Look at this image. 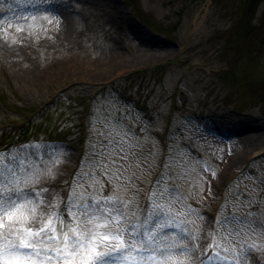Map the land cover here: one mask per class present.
<instances>
[{"label": "rangeland", "instance_id": "rangeland-1", "mask_svg": "<svg viewBox=\"0 0 264 264\" xmlns=\"http://www.w3.org/2000/svg\"><path fill=\"white\" fill-rule=\"evenodd\" d=\"M0 159L25 227L115 198L166 264H264V0H0Z\"/></svg>", "mask_w": 264, "mask_h": 264}, {"label": "snow or ice", "instance_id": "snow-or-ice-1", "mask_svg": "<svg viewBox=\"0 0 264 264\" xmlns=\"http://www.w3.org/2000/svg\"><path fill=\"white\" fill-rule=\"evenodd\" d=\"M13 177V170L6 169L0 159V264H166L158 259L160 246L156 233L151 229L141 232L135 225L121 227L126 222V214L108 206L120 203L115 198H90L91 204L87 201L68 204L71 227H65L59 214L48 217L38 229L25 227L29 217L21 211L22 206L18 207L20 190L7 186L15 182ZM76 198L83 199V196ZM31 212L35 219V207ZM49 244L56 246L49 247ZM217 246L215 242L207 245L202 254L196 245L178 250L197 252L198 264H203L201 255L207 256L208 251ZM255 247L249 245L247 252ZM168 250V247L160 249L159 254ZM220 258L228 259L227 256ZM233 264L240 261L234 260Z\"/></svg>", "mask_w": 264, "mask_h": 264}]
</instances>
